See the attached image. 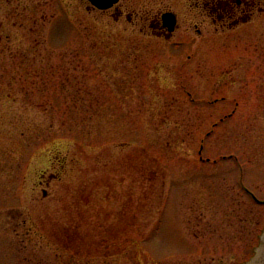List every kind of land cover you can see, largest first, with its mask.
I'll list each match as a JSON object with an SVG mask.
<instances>
[{
  "label": "rangeland",
  "instance_id": "1",
  "mask_svg": "<svg viewBox=\"0 0 264 264\" xmlns=\"http://www.w3.org/2000/svg\"><path fill=\"white\" fill-rule=\"evenodd\" d=\"M125 1L132 22L86 0H0V200L12 184L27 214L16 233L2 202L0 264L254 256L264 27L182 23L168 40L150 28L149 8L183 18L187 7Z\"/></svg>",
  "mask_w": 264,
  "mask_h": 264
},
{
  "label": "flooded vegetation",
  "instance_id": "2",
  "mask_svg": "<svg viewBox=\"0 0 264 264\" xmlns=\"http://www.w3.org/2000/svg\"><path fill=\"white\" fill-rule=\"evenodd\" d=\"M86 1L89 4L87 10H98L102 13H109L117 21L126 18L129 22H132L134 16L138 13L133 10L135 9L133 5L125 0H118L107 9H98L90 1ZM154 1L159 3V0ZM178 4L183 9L187 7L183 18L172 7L159 8L156 11H154L153 6L149 8L148 13L154 12V14L148 18V23L155 34L166 39L172 36L168 33L169 27L164 18V15L167 13L173 14L176 19L174 30L179 29L182 23L186 24L188 28L197 31H201L208 24L216 26L217 29L222 28L231 31L246 25L264 27V0H178ZM55 177L56 174L53 173L50 178L54 180ZM7 189L9 191L4 200H0V208L4 205L2 202L7 200L5 201L7 203L6 209L10 212V220H13L15 224L13 231L20 233L19 230L23 227L22 223L26 224L27 222V214L22 212V204L24 206L26 204V193L25 191L15 193L16 189L13 188L12 184ZM43 195H47L46 190L43 191ZM17 200L19 205H16L18 204V202L16 203Z\"/></svg>",
  "mask_w": 264,
  "mask_h": 264
},
{
  "label": "water",
  "instance_id": "3",
  "mask_svg": "<svg viewBox=\"0 0 264 264\" xmlns=\"http://www.w3.org/2000/svg\"><path fill=\"white\" fill-rule=\"evenodd\" d=\"M92 5L98 9H107L113 6L118 0H89ZM165 21L169 27L171 34L175 29L176 19L173 14L167 13L164 15ZM244 264H264V232L261 236L260 244L256 249L254 256Z\"/></svg>",
  "mask_w": 264,
  "mask_h": 264
}]
</instances>
